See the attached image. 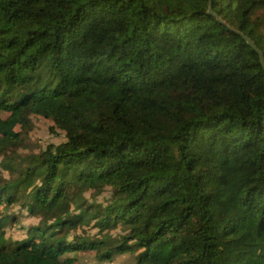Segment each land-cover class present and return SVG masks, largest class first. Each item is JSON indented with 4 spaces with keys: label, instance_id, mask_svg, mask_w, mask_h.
Wrapping results in <instances>:
<instances>
[{
    "label": "trees",
    "instance_id": "16d2710c",
    "mask_svg": "<svg viewBox=\"0 0 264 264\" xmlns=\"http://www.w3.org/2000/svg\"><path fill=\"white\" fill-rule=\"evenodd\" d=\"M238 32L264 59V0H0V240L10 206L39 219L0 264H264V70ZM33 114L65 141L14 158Z\"/></svg>",
    "mask_w": 264,
    "mask_h": 264
},
{
    "label": "rangeland",
    "instance_id": "374dc122",
    "mask_svg": "<svg viewBox=\"0 0 264 264\" xmlns=\"http://www.w3.org/2000/svg\"><path fill=\"white\" fill-rule=\"evenodd\" d=\"M7 116L6 112L0 110V117L4 118ZM32 122V128L23 136L21 142L7 153L14 158L16 156L23 155L25 153H37L41 150H46L50 145L57 146L61 142L65 141V132L59 128L53 126L52 120L45 118L40 115L33 114L30 116ZM3 156H0V161ZM7 170L0 166V181L9 178ZM111 190L106 187L99 194H94L91 190L85 191L83 197L87 204L95 206H105L108 199L110 198ZM78 210H72V213L78 214ZM8 218L4 228L3 237L0 240L1 244L14 245V243L20 242L26 239L28 231L33 227L38 225L39 219L36 216L30 215L27 210L20 206V204H15L3 211ZM12 218V219H11ZM52 228H47L46 231ZM38 232L39 229L33 230V232ZM122 233L121 227L118 225L116 228L111 229L110 233L113 237L117 238L118 235ZM81 236L88 238H98L100 234L98 233V228L92 225H84L79 227L76 231H71L67 239L70 240L72 236ZM80 261L83 264H90L93 262L90 256H81ZM135 258L130 254H120L114 256L110 261H106L105 264H134Z\"/></svg>",
    "mask_w": 264,
    "mask_h": 264
},
{
    "label": "water",
    "instance_id": "95a60500",
    "mask_svg": "<svg viewBox=\"0 0 264 264\" xmlns=\"http://www.w3.org/2000/svg\"><path fill=\"white\" fill-rule=\"evenodd\" d=\"M208 12H209V14H211V15L217 17V15L212 11L211 3H210V5H209ZM219 20H220V19H219ZM220 21H221V20H220ZM221 23H224V22L221 21ZM238 33L241 34L242 37L247 41V43H248V44H249V45H250V46H251V47L257 52L258 57H259V61H260L261 65H262V68H263V70H264V59H263V56H262L260 50L256 47V45L253 43V41H252L249 37L245 36L244 34H242V33H240V32H238Z\"/></svg>",
    "mask_w": 264,
    "mask_h": 264
}]
</instances>
